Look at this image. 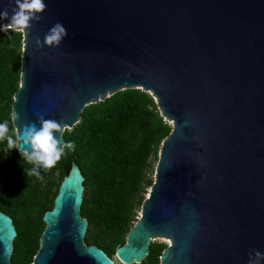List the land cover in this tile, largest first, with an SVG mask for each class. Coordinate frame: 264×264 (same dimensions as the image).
Wrapping results in <instances>:
<instances>
[{
	"label": "water",
	"instance_id": "95a60500",
	"mask_svg": "<svg viewBox=\"0 0 264 264\" xmlns=\"http://www.w3.org/2000/svg\"><path fill=\"white\" fill-rule=\"evenodd\" d=\"M44 2L30 29L14 28L24 34L15 131L43 116L61 123L64 143L86 107L125 90L150 94L173 126L117 261L141 264L157 239L168 243L161 264H249L264 254V0ZM14 7L0 0V11ZM58 22L67 35L44 44ZM84 183L73 163L30 264H116L83 241ZM15 237L0 212V264H10Z\"/></svg>",
	"mask_w": 264,
	"mask_h": 264
},
{
	"label": "trees",
	"instance_id": "16d2710c",
	"mask_svg": "<svg viewBox=\"0 0 264 264\" xmlns=\"http://www.w3.org/2000/svg\"><path fill=\"white\" fill-rule=\"evenodd\" d=\"M23 40L22 31H0V123L8 121V135L15 133L12 106L21 86ZM171 132L150 94L125 90L84 109L79 123L63 135L74 150L65 149L55 167L39 169L42 179L28 175L33 165L17 149L9 150L6 139L0 141V212L12 218L16 231L10 264L32 262L45 227L43 216L53 209L73 163L85 179L83 241L113 260L155 185L161 145ZM167 247L151 242L141 264H161Z\"/></svg>",
	"mask_w": 264,
	"mask_h": 264
},
{
	"label": "clouds",
	"instance_id": "9594fccd",
	"mask_svg": "<svg viewBox=\"0 0 264 264\" xmlns=\"http://www.w3.org/2000/svg\"><path fill=\"white\" fill-rule=\"evenodd\" d=\"M15 7L12 14L9 15L7 9L0 11V19L8 20L5 25H0V29L18 28L28 30L32 26V21H39L41 13L46 9L44 0H14ZM67 35L66 28L59 22L53 25L44 37V44L57 46ZM35 43L41 46V41L37 37ZM17 112L12 113V119H19ZM37 123L39 127H37ZM62 131V125L55 119H45L38 116L36 123H24L21 128H16L14 135H8V121L0 123V141L6 139L7 146L10 149H18L28 163L33 167L29 170L28 175H34L42 179L39 169L45 170L55 167L61 159L65 149L74 150V143H63L62 138L58 140L56 133ZM250 254L249 264H259L264 259V254L255 252L254 257Z\"/></svg>",
	"mask_w": 264,
	"mask_h": 264
},
{
	"label": "rangeland",
	"instance_id": "374dc122",
	"mask_svg": "<svg viewBox=\"0 0 264 264\" xmlns=\"http://www.w3.org/2000/svg\"><path fill=\"white\" fill-rule=\"evenodd\" d=\"M154 101H155V100H154ZM155 103H156V102H155ZM164 121L166 122V124H169V125L173 128L172 124H170V123L167 122L166 120H164ZM156 172H157V171H156ZM155 176H156V175H155ZM139 216H140V213H139ZM156 241H161V242H165L166 244H168L167 241L164 240V239H157ZM113 261H114L116 264H120V262L117 261L116 257L113 258Z\"/></svg>",
	"mask_w": 264,
	"mask_h": 264
}]
</instances>
